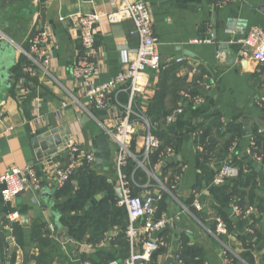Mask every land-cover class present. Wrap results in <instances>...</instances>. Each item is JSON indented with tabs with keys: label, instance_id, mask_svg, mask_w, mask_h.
I'll use <instances>...</instances> for the list:
<instances>
[{
	"label": "crops",
	"instance_id": "crops-1",
	"mask_svg": "<svg viewBox=\"0 0 264 264\" xmlns=\"http://www.w3.org/2000/svg\"><path fill=\"white\" fill-rule=\"evenodd\" d=\"M115 1L120 3V0H13L9 15L0 20V30L19 45L16 47V62L21 56L19 48H28L29 33L40 27L52 33L54 54L48 73H39L27 84L16 81L14 89L0 103V175L12 168L33 167L42 178L43 187L52 189L56 184L52 175L57 167L67 164V151L38 160L32 140L53 128L68 126L70 144H79L82 151L91 152L95 157L88 167L118 188L119 147L108 133L110 128L113 129L112 113L110 118L96 114L98 109L87 104L82 87L75 83L70 69L81 42L77 18L110 13L116 10ZM142 1L147 3L152 14L163 67L149 71L144 77L141 93L136 97V108L149 107L162 83L167 90L164 108L174 112L179 106H185L182 115L165 125L167 137L172 141L173 156L168 159L167 167L161 162L153 169L164 179L166 189H162V194H167L162 197L165 209L160 211L162 200L156 204V209H159L160 216L173 218V222L164 232V248L155 253L152 263L178 264L176 257L181 256L183 241H186L191 247L201 248L204 264H244L238 254L247 252L246 249L254 264H264V166L249 153L253 141L251 133L264 127V120H255L261 114L255 105L262 104L264 99V64L251 58H238L241 46L237 44V40L254 27L264 30V0H230L226 4L215 0ZM8 6V3L3 4L0 16ZM132 28L130 20L117 24L106 22L94 27L97 84L116 77L137 51L139 39L130 34ZM179 57L184 59L182 63L176 61ZM198 89L205 101L200 105L188 107L183 99L178 98L182 97V92L195 93ZM119 100L127 105L128 95L121 94ZM215 116L222 119L225 134L231 133L234 125L241 127L243 136L235 143L236 160L245 171L252 170L257 175L255 189L258 194L254 205L250 206L254 209L249 216L234 218L230 232L224 219L217 216L219 211L225 216L232 212L233 207L222 194L229 191L213 184L218 170L228 160L215 157L204 163L197 131L199 124L212 122ZM244 116L255 118L247 125L248 130L242 121ZM142 146L143 139L138 140L137 149ZM141 171L145 177L139 178L140 195L144 197L147 190L154 194L161 192L157 185H149L150 176ZM104 196H95L88 207L97 206ZM54 201H57L56 194ZM195 202L200 204V209H196L202 212V221L191 212ZM15 214L18 218L13 224L21 227V243L11 247L4 255L3 263L0 253V264H38L39 258L45 254L48 255L43 259L49 255L52 257L51 264H97L99 251L104 250L115 257L121 252V248H112L114 239L106 240L111 234L117 235V229H109L104 240L90 245L71 239L63 224L68 231L54 226V238L48 237L54 249L41 252L39 239L47 237L44 229L49 224L54 225L57 215L33 189L11 200L0 194V222H10V217ZM218 218L227 225V234L213 236L208 230L216 232ZM255 230L261 237L256 236ZM102 242L105 245L100 246ZM131 251L130 246V254ZM181 260L184 262L183 258ZM45 261L48 263L47 259Z\"/></svg>",
	"mask_w": 264,
	"mask_h": 264
},
{
	"label": "built area",
	"instance_id": "built-area-1",
	"mask_svg": "<svg viewBox=\"0 0 264 264\" xmlns=\"http://www.w3.org/2000/svg\"><path fill=\"white\" fill-rule=\"evenodd\" d=\"M218 3L226 4L230 0H215ZM116 2V1H115ZM116 10L103 15L89 14L77 18L79 33L81 34L80 47L76 51L74 62L71 66V77L79 86L82 87V94L87 104L97 108L98 110L107 111L113 129L110 128L108 133L115 139L119 151L117 159V171L119 175V185L116 189H121L123 199L118 201L121 207L128 210L129 223L127 226L126 236L131 246V254L128 259L117 260L112 259L108 264H152V256L160 249L164 248L166 240L164 232L169 228V224L173 222V218L161 217L156 219V204L162 200V189L166 188L162 185L159 189L161 192L154 194L147 190L143 196H134L131 191L130 182L127 177L122 174L121 170L125 167L129 158L134 159L137 167L146 174L151 176L153 169L149 168L150 155L159 150L161 141L153 134L154 125L144 114L145 108H136V97L142 90L143 79L149 71H158L162 66V57L157 48V39L155 30L153 29V18L150 13L149 6L146 2L120 0V3L114 5ZM130 20L133 28L130 34L138 37L139 46L137 51L129 58L125 68L116 77L106 81L103 84L96 83L97 69L95 58V32L94 27L103 23L117 24L121 21ZM28 48L21 49V56L26 58V62L22 65L23 74L19 78L20 83L27 84L36 75L43 72L48 73V66L53 57V40L52 33L45 27L36 28L32 31L31 36L26 41ZM237 44L241 46L238 58L248 59L264 64V30L260 27H254L241 39L237 40ZM20 56V57H21ZM219 56V53H218ZM183 58L176 59L178 63L183 62ZM145 81V80H144ZM208 89V88H207ZM123 93L128 95V104L120 103L119 96ZM184 103L188 107H195L204 103V96L194 94L192 91H185L181 94ZM76 102V99H74ZM68 104H65L67 106ZM264 109V99L261 104ZM85 110L87 108L84 107ZM185 112V106L181 105L170 114L166 120L170 124L174 122L178 116ZM264 129H260L259 133H263ZM143 133V146L140 148V154L136 156L131 152V145L134 136ZM252 145L249 153L256 162L263 164V156L252 153ZM236 144L230 149V154L234 152ZM255 149V148H254ZM68 162L64 166L57 167L52 176H54L58 188L64 187L71 181L73 175L81 167L90 166L95 157L91 152L86 153L80 149V145L71 142L67 148ZM173 150L168 147L165 150L166 160L171 158ZM240 172L238 167L231 165L225 161L223 166L218 170L213 184L223 185L228 180L237 178ZM0 194L6 199L11 200L19 197L28 189H33L36 193L43 188V180L38 176L37 171L33 167L25 169L12 168L6 173L0 175ZM240 199H237L232 208L231 215L245 217L249 216L253 211V207L244 209L239 205ZM195 208L200 209L199 202H195ZM18 215L10 217V222H0V233L5 232L10 247L16 245V239L11 224L16 220ZM226 226L223 221L217 219V229L213 233L208 230L211 235L227 234ZM46 236L54 238L56 229L53 224L47 225L44 229ZM116 234H111L106 240H112ZM100 246L105 245L103 242ZM178 264H186L181 260L180 254L176 257Z\"/></svg>",
	"mask_w": 264,
	"mask_h": 264
},
{
	"label": "trees",
	"instance_id": "trees-1",
	"mask_svg": "<svg viewBox=\"0 0 264 264\" xmlns=\"http://www.w3.org/2000/svg\"><path fill=\"white\" fill-rule=\"evenodd\" d=\"M26 62V58L21 56L13 69L15 76V83L23 74L22 65ZM200 75L197 76V79ZM34 81V78L30 80ZM197 81V80H196ZM13 86V89H14ZM12 89V90H13ZM166 86L161 84L158 91L156 92L155 98L152 103L144 110V114L155 126L153 128V134L156 138L161 141V147L159 150L154 151L150 156L149 168L154 169L157 164L163 162L164 167H167V161L165 150L168 147H172V141L167 137L165 125L167 123L166 118L172 114V111H168L164 108V101L166 98ZM196 94L200 93V90L195 91ZM194 93V94H195ZM180 100L183 98L178 96ZM184 101V100H183ZM260 105H255V109L264 111L263 107ZM223 121L219 116H215L212 122H202L197 127L200 137L201 146V157L204 163H209L215 157H221L224 160H228L231 165L238 167L240 174L237 178L233 180H228L225 184L219 186L222 190H227L229 193L222 192L226 199L229 200L231 206L237 199V202L244 209L254 205V198L258 191L255 189L257 186V175L255 171H245L243 166L237 162L236 153L232 152L230 154V149L233 144L239 140L242 135L241 127L234 125L231 133L225 134L223 130ZM251 135H253V145L252 153H257L264 157V132L259 133V130H254ZM143 133H138L134 136V140L131 145V152L136 156L140 154L137 149V141L143 139ZM165 140V141H164ZM163 141V142H162ZM255 148V149H254ZM230 156V157H229ZM264 164V160H263ZM169 166L168 168H170ZM122 174L127 177L130 182L131 191L134 196H141L139 189V178L145 174L137 167V163L134 159L129 158L125 167L121 170ZM73 182H76L75 185ZM115 185L113 182L108 181L105 177L96 175V172L87 165L78 169V171L73 175L70 182H68L64 187L59 188L56 191L57 201L55 203L56 209L60 210L63 215L61 222L69 230L68 236L78 242H87L88 244H96L104 240L106 233L109 229L118 230V234L113 238L115 241L111 244L112 248H121V252L118 257H115L108 252L101 250L96 255L99 258V263L97 264H108L112 259L125 260L130 256V246L129 241L126 236L127 226L129 223V216L127 210L124 207H119L117 193H115ZM171 191V190H170ZM105 194L102 201L97 206L88 207L91 199L95 196ZM167 194L164 195V198ZM193 204V202H192ZM190 207V203L187 204ZM160 211L165 209V202L159 204ZM191 211L193 214L200 219L202 218V212L197 211L196 208L192 206ZM159 212L157 217L160 216ZM220 217L224 219L228 225L229 232L232 231V222L237 216L228 215L225 216L219 211ZM8 223V221H5ZM12 229L14 231V236L16 243H21V227L19 224L12 223ZM253 227V226H252ZM43 228L40 227L39 229ZM256 231V232H255ZM257 237H261L259 232L255 230ZM40 240V251L44 253L46 249H54L52 242L48 237H44ZM183 248L181 251V259L188 264H204L203 262V251L200 247L189 246L186 241H183ZM11 250L10 244L7 241L5 232L0 233V253L2 256V263L4 261V255H6ZM48 254H45L46 256ZM154 254L152 258L155 256ZM44 256L39 258L38 264H51L52 257L49 255L43 259ZM115 257V258H114ZM241 258L247 262V264H254V260L251 254L247 251L241 255ZM48 260V263L45 261ZM152 263V259H151ZM92 264H94L92 262ZM153 264V263H152Z\"/></svg>",
	"mask_w": 264,
	"mask_h": 264
},
{
	"label": "water",
	"instance_id": "water-1",
	"mask_svg": "<svg viewBox=\"0 0 264 264\" xmlns=\"http://www.w3.org/2000/svg\"><path fill=\"white\" fill-rule=\"evenodd\" d=\"M8 3L4 15L0 16V20L6 19V16L10 13L11 4L13 0H0V12L3 8V4ZM0 103L5 99L7 93L13 89L15 83V76L13 73V69L16 65V47L19 45L14 44L4 33L0 30ZM107 111L97 110L96 114L98 116H106ZM84 120L87 121V117H83ZM255 119L254 117L244 116L242 121L248 130V126L250 121ZM256 121L264 120V111H261V114ZM261 129H264L262 127ZM70 129L68 126H60L57 128H53L49 133L43 134L40 137H35L33 141V147L35 150V156L38 160H43L46 157L54 156V154H58L60 152L65 151L68 144L70 143ZM33 165V164H32ZM58 188V184L56 183L52 189L48 187H43L38 193L45 203V205L50 208L52 212L57 215V219L55 220L54 226L58 227L61 231H68L62 225L61 219L63 213L56 209L54 195ZM115 193H117V197L119 200L123 199V192L121 189H116Z\"/></svg>",
	"mask_w": 264,
	"mask_h": 264
},
{
	"label": "rangeland",
	"instance_id": "rangeland-1",
	"mask_svg": "<svg viewBox=\"0 0 264 264\" xmlns=\"http://www.w3.org/2000/svg\"><path fill=\"white\" fill-rule=\"evenodd\" d=\"M0 28H1V24H0ZM33 31V30H32ZM32 31L29 33L30 35L28 36V38H27V40L29 39V37L31 36V33H32ZM0 37H1V35H0ZM24 46V45H23ZM19 51V50H18ZM20 54V53H19ZM262 156V155H261ZM263 160H264V157H263ZM238 171H239V169H238ZM240 172V171H239ZM151 176H150V182H148L149 183V185H152V184H154V185H157L158 187L160 186V188H161V186L163 185H165L164 184V182L165 181H163L164 179L163 178H161L156 172H151ZM139 185V184H138ZM166 186V185H165ZM168 191V193L170 194V195H173L172 194V191H170L169 189H167ZM165 195V194H164ZM163 195V196H164ZM192 212V211H191ZM158 213H159V209H157V212H156V216H155V218L156 219H159V218H161V217H157V215H158ZM193 213V212H192ZM217 214H219V213H217ZM218 217L220 216V215H217ZM226 227H227V225H225ZM246 251H249V250H247L246 249ZM243 253H239L238 255H239V257L242 255ZM240 261H242V262H244V264H247V262L246 261H244L242 258H240Z\"/></svg>",
	"mask_w": 264,
	"mask_h": 264
}]
</instances>
